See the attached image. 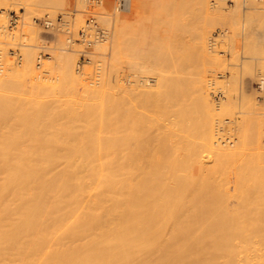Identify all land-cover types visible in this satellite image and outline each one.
<instances>
[{"label":"bare ground","instance_id":"1","mask_svg":"<svg viewBox=\"0 0 264 264\" xmlns=\"http://www.w3.org/2000/svg\"><path fill=\"white\" fill-rule=\"evenodd\" d=\"M64 1L19 0L17 4L24 11L23 18L29 21L32 17H41L46 12L54 13L55 10H60ZM76 1L75 3L78 5L83 2V0ZM208 1L194 0V7L196 5L198 11L197 16H195L196 11H193L194 17H199L200 20L196 23L198 26L194 24L198 31L192 33V40L190 39L191 36L188 42L183 39L188 47L190 46V49L193 44L189 45V40L192 42L194 39L196 40H194L192 50L189 49L190 52L193 51V55L194 49L196 50L195 55L197 52L206 55L207 45L205 42L207 41V25L209 24L203 23V21L206 19L210 21V13L207 9ZM106 2L94 6L91 11V15L98 24L97 17H100V13L96 11V8L101 6V10H99L106 13L105 9L109 7L104 6ZM156 7L147 5L146 0H129V6L125 12H132L130 15L133 18L131 19L127 14H121L122 12L118 14L119 16L115 21L117 35H114L119 41L117 40L118 42L115 44L117 48H114L111 53L112 64L120 62L122 57L134 58V67L136 66L137 70H141L140 73L142 71V73H146L151 71V68H154L153 71H155L157 66L162 63L160 56L163 52L165 53L161 44L163 30H161L162 27L159 28L161 21L159 22L158 19L159 30L156 28L155 18H158L156 14H160V8L157 7L158 10ZM77 10L69 9L68 13H74ZM83 10H85V5L81 11L78 10L85 17L86 14L83 13ZM62 15H64V20L68 21L67 18L71 14ZM150 15L153 16L151 22L148 20ZM21 18L18 15L16 27L21 23ZM34 19L49 20L52 25L56 24L59 27L58 30L55 31V25L53 30L46 35L52 36L53 32H61L65 35L64 42L68 46L78 44L82 47L81 50L77 51L78 55L83 50V44L74 42L77 33L75 35L72 32L70 22L67 29L72 40L69 43L67 42V35L56 21L57 18L53 20L46 16ZM193 21L196 22L195 18ZM33 23L40 29L38 24ZM25 25L27 24L25 23ZM99 26L101 25L99 24ZM101 28L103 27L101 26ZM104 30L106 36L101 42L91 45L87 64L92 62L91 58L95 54L93 49L110 39L111 31ZM159 38L161 46L157 47ZM169 38H165V41ZM159 47H162V54L159 52ZM45 49V45L40 46L38 53ZM10 50L18 51L17 56L13 58L20 63L22 58L19 50ZM47 54V57H40L39 60H37V54L36 65L33 56L28 54L29 56L27 55L21 68H17L12 62H8L6 65L10 67V71L8 68L0 70V92L2 91L0 94V99H2V102L0 100V120H14L15 122L19 116H22V113H29L28 108H26L29 103L32 105L36 103L34 105H38L37 108L40 107L37 112L40 110L41 118H45L42 117L47 115V113L44 114L46 111L43 110L45 104L42 106L44 102L39 98L42 92L56 93V95L60 94L61 96L62 92L68 94L74 91L73 95L81 99L86 94V99L82 100L91 101V105L95 106L92 107L94 109H91L96 111L94 113L97 115L103 114V117L104 114H110L113 117L116 114L117 122L110 118L116 123V125L114 124L115 127L113 125L115 131L113 129L110 131L109 126L107 128L115 135L113 136L114 139L110 140L111 142L109 140L108 143L102 141L105 138L101 135L105 131L101 133L96 126H93L92 122L96 124V119L92 117L93 119H84L86 123L81 119L82 122L84 121L83 127L86 128L84 129L87 132L83 130L84 134L79 139L81 140L80 145L91 147L89 142L91 141L93 146L99 147V149L91 147L92 150L89 149L88 152H85L88 149L85 151L76 149L73 153L60 150L61 153L58 149L56 151L42 150L43 152L31 150L33 152L23 153L21 151L0 150V264H264V186H259L261 183L254 182L253 185L247 183V185L239 187V183L231 184L226 180L225 185L222 183L223 180L220 182V177L217 179L218 174H216L218 170L224 167L220 165L222 168H218V163L205 166L201 157V153L208 150L209 153L216 155L217 162H222L225 161L223 159H226L228 154L226 144H213L215 139H213L214 123L212 116L215 110L206 90L204 73H202L203 75H200L201 72L194 73L196 77L195 79L191 77L193 79V81L191 79L192 84L190 83L192 86H188L189 84H186L188 81L185 79L187 75L185 77L182 69L183 73L181 74H184L181 76L182 80L179 77V72L171 70L174 75L171 74L173 77L170 76V78L179 84L174 88L167 85L166 91L163 88L165 96L162 97L166 98V102H164L165 99L162 102L160 100L159 103L161 104L154 106L153 103L156 104L158 101L153 99V96L157 97L156 91H160L162 88V85L157 84L170 81L167 79V77L169 78V67L178 68L177 66L174 67L176 62L174 63L173 60V63L171 62V55L167 61L165 58L166 62L163 60L164 65L167 63V69L164 68L165 70L162 71L156 69L160 73L158 71L152 84L147 85L148 78L140 76L138 78L139 84H133L134 87L130 86L124 91L120 86L123 92L118 93V96L115 94V97L114 93H111L112 91H103L105 90L102 88L103 86L100 87V82L94 79L96 76L100 77L99 75L103 71L102 63L85 68L83 66L87 64L81 65L77 71L81 72L82 68L84 69L78 76L73 71V61L64 60L55 63L47 60L44 62L45 58L50 57V54ZM191 54L190 56L183 55V61L184 63L187 62V67L188 64L190 66L194 62H198L197 55L194 58ZM199 57L201 58V56ZM37 64L39 65L37 66ZM43 65H45L43 73L47 75L45 79L39 76L40 71L37 72V69ZM193 71L195 70L193 69ZM161 73L164 76L167 75L164 77ZM52 74H55V79L51 78ZM189 77L187 79L190 80ZM64 83L70 85L64 86L62 85ZM256 84H258L259 91L264 90V74L259 75ZM154 85H156V90L150 91ZM114 87H118V85H114ZM108 88L111 89L109 86ZM7 92H16L17 95L12 97ZM46 92L45 95H48L49 93ZM24 95L34 96V98L29 99ZM148 100L151 103L152 100H155L151 107L152 105L153 108L158 107V110H160L161 105H165L159 113H154V118L152 117L150 120L146 118L147 122L140 117L142 115L140 112L146 111L147 107H144L145 109L140 112H137L136 109L138 105L149 102ZM62 101L64 100L62 99ZM58 102L56 103L60 108ZM133 102L137 108L134 107ZM148 104L150 105L147 103V106H149ZM46 105L47 107L52 106ZM47 107L45 106V108ZM131 107L136 108L132 115L131 109L133 108ZM223 107L225 108V105L217 106L218 112H222ZM189 108H193L192 113H190L192 109ZM54 109L47 108L49 111ZM186 109L189 110L190 117L189 114L186 115L188 113ZM58 110L60 112L61 109ZM51 111L52 116L54 113L52 114ZM148 111L154 110L151 108V111L147 109L146 112ZM73 113L70 112L69 115L73 116ZM194 113L198 114L200 119L199 126L196 124L199 132L195 126L197 121L194 118ZM137 114L140 115L139 118ZM156 114L158 115L156 116ZM193 114L194 116H192ZM146 115L143 116H149V114ZM51 116L49 115L47 118ZM70 117H66L67 121L74 122L77 120L74 117L69 119ZM131 121H133L131 125L136 123L133 128L130 125ZM193 122H195L196 132L200 134L199 137L195 134L196 132L193 133ZM91 125L96 128L99 134L93 132L95 129L90 127ZM99 125L102 126L103 124ZM105 125L102 128L107 126ZM71 127L72 125H69L63 128L64 130L62 129L63 132L65 131L64 133L61 131L62 134L67 132L65 135L60 133L62 137L60 135L54 137V133H51L49 137L45 136V139L44 136L41 137L42 139L38 138L41 140L38 143L41 142L45 145V141L47 144L48 141L52 143L55 140L54 143L57 141L59 146L67 145L71 143L73 137H78L73 135L75 133L71 132ZM104 130L106 129L104 128ZM69 131L72 133H69L72 137L70 135L68 137ZM105 136L107 135L105 134ZM99 137L102 138L100 141ZM144 137L148 139L138 143ZM134 139L138 142H135ZM101 141L103 143H100ZM85 142L86 144H84ZM78 143H71L69 146H77ZM4 144L6 143L3 142L1 145ZM78 147H80L79 144ZM155 163L158 165H154ZM230 173L232 172L230 171ZM228 184L230 187H227Z\"/></svg>","mask_w":264,"mask_h":264},{"label":"rangeland","instance_id":"2","mask_svg":"<svg viewBox=\"0 0 264 264\" xmlns=\"http://www.w3.org/2000/svg\"><path fill=\"white\" fill-rule=\"evenodd\" d=\"M75 1L76 0H65L63 5H62V8L60 10L57 9L58 11L55 10L56 12H54V13L51 11H49V13L46 12L41 17H32V19H30L28 21V20H25L23 18L24 16H22L24 11L21 8V6L17 4V2H19V0H3L0 3V26H1L0 27L1 28L0 29V70H3L4 68H8V70L10 71V67L8 65H6L8 62H12L13 65H15L17 68H21V65L24 64L25 58L27 57L28 54L33 56L34 64L36 65V56L39 52V47L45 45L46 49L43 52L49 53L50 57L45 58L46 60H44V62L47 60L53 61L55 63H59V62L64 61V60L73 61V71H74L75 75H78V76L83 72V69L85 67L95 66V65L97 66V65H100L102 63L103 64V67H102L103 71H101L102 74L100 73V75H99L100 77L96 76V77H94V79H96L95 81L100 82V85H101L100 87L103 86L102 88L105 89L103 91H106V92L112 91L111 93H114L113 94L114 96H115V94H117L116 96H118V93L123 92L126 88H129L130 86L134 87L135 84L136 85L139 84L138 78L140 76H142V77L145 76L148 78L149 82H146L147 85H149V83L152 84L153 78H155V76H157L158 71L159 70L162 71V70L167 69L166 68V67H168L166 65L167 63H165V65H166L165 66L164 61H165V58L167 61L168 57H170V55H171V57H172L171 62H172V60L174 63L176 62L174 67L177 66L178 68L169 67L170 70H168V72L170 71L171 73L167 72L168 76H169V78L167 77V79L168 80L170 79V81L169 82L167 81V83L164 81L166 85L164 84V82L161 84H157V85H162V88L160 91H156L157 97L153 96V99L158 101V103L156 102V104H155V103H153V101L155 102V100H152L153 105L158 106L159 104H161V103H159V101L161 100L160 102H162V101H164V99H165L164 102H166V98L162 97V96H165V92L163 91V88L165 90L167 85L171 88L178 86L179 83L177 84L176 81H173L171 79L173 77L172 75H174L172 73L173 70H176L177 72L180 73V76H179L180 79L182 78L181 77L182 75L184 76V74H185V77L187 75V77L185 79H186V81H188V83L186 82L187 85L189 84L188 86H192L191 85L192 84L191 82L193 81L192 78L195 79V77H196V75H194V73L198 74V72H201L200 75L202 73H204V75L203 74L202 75L204 76V81H205V84L207 87L206 90H207L209 99L211 100V103L213 105V109L215 110L213 112L214 115L212 116L213 123H214V125H213V127H214L213 139H215V140H213V144L214 143L215 144L220 143L221 145L226 144V148H228V150H227L228 154L226 153L227 154V155L225 154L226 157L224 156L226 159H223L225 161H222V162H217L218 159H216L217 158L216 155L209 153L208 150L203 151V153H201V157L203 159V162L205 163V166H212V165L218 163V165H219L218 168L224 167L223 169H221L222 171L224 170V172H222L221 170H218V173H216V174H218L217 179L220 177L219 178V179H221L220 182L223 180L222 183H224V184H225V180H226V182L231 183V184H235V183L238 184L239 183L238 184L239 187L245 186V184L247 185V183H248V185H251V184L253 185L254 182L255 183H261V185H259V186H264V184H262V183H264V90L259 91V89L255 86V84L258 82L259 75L264 74V42H263L264 41V2H259L257 0H209L208 1L209 4L207 6L208 7L207 9L209 10L208 12L210 13V16H209L210 19L208 17L207 18L210 21H208L207 19H206V21H203V23L205 22V23L209 24V25L206 24L208 26V27L206 26L207 27V34H206L207 41L205 42L206 43L205 45H207L206 50H205L206 55H202L200 52H197L196 55L198 57V62L197 63L194 62V64H190V66L188 64V67H189L188 68L187 62L184 63V61H183V59H184L183 55L185 54L186 56L187 55L190 56V54L192 53L191 56H193V57L196 56L195 55V52H196L195 49H194V51H195L194 55H193V51L190 52V50H192V47L195 43L194 42L195 39L193 40V42L191 40L193 39L192 38L193 34L198 31V30H196L197 27L195 29L194 24H196L198 21H200L198 19L199 17H194L193 11L194 12L196 11L195 16H197V12H198L196 9V5L194 7V0H146L147 5H151L154 8H155V6L160 8V10H159L156 7L159 10V13L161 14V16H160V14L159 15L156 14V16H158V18L156 17L155 21L157 23V26H156L157 29H158V24L160 25V23H158L157 19L159 20V22L161 21V26H159V28L162 27L161 30H163V35L162 34L161 35L164 39V40L161 39V44L163 45V48H164L163 50L165 51V53H164L163 50H161L162 47L158 48L159 52L161 54L163 52L162 55L159 53L161 55V56L159 55L161 62L163 63V64L162 63L159 64L161 66L158 65L159 68L157 66L156 69H159V70L155 69V71H153L154 68L153 69L151 68V71H147V72L145 71L147 73L146 74V73H142L143 71L140 73L141 70H139V69L137 70L136 66L134 67V65H133V63H134L133 59L134 58L130 59L127 57H122L120 60V62H122V63L120 65L118 64L120 62H118L117 64L111 63L112 50L114 48H117V46L115 47V44H116V42L119 41V39H117L116 36L114 35V34L117 35L115 21H116L117 17L119 16L118 14L121 12L114 11L112 3H110V2H106L104 5L105 7L109 6L108 7L109 10H108V8L105 9L106 13H103V10L100 11L101 6L96 8V11L98 13H100V17H97L99 24L104 29H106L107 31H111L110 39L106 43L100 44L93 49L95 54L91 58L92 62L90 64L83 66L84 68H82L81 72L77 71L76 66H77V61H78V56H79L77 51L81 50L82 47L78 44H73L72 46H68L64 42L65 35L61 32H53L52 36L43 34L41 32V30L33 22H31L34 18H43V17L48 16L49 18L55 20L59 14H71L70 16H68L67 20H68V22H70V27H71L72 32L76 35L77 31L83 25L85 17H84V15H82L79 12L84 7L83 2H81V4L78 5L75 3ZM80 1H82V0H79V2ZM76 2H78V0ZM69 9H71V10H75V9L77 10L78 9L79 11L77 10V12L68 13ZM156 10H155V12H156ZM9 11H14L15 13H17L18 15H20L22 17L21 21H20L21 23H19V25H18L19 28L17 26L14 30H11V31L6 29ZM121 14H123V15L127 14V16H130L131 19L133 18V16H131L132 12L130 13V12L124 11ZM115 16H116V18H115ZM159 16H160V18H159ZM211 16H212V18H211ZM152 18H153V16L150 15V17L148 19L149 22L153 21ZM194 18L196 21L195 23L193 21ZM223 18H224V21H223ZM231 18H232V20H231ZM201 20H203V19H201ZM207 21L210 23H208ZM28 22H30V23H28ZM25 23L27 25H25ZM156 23H155V25H156ZM165 23H166V25H165ZM174 23H175V25H174ZM21 24H23L24 26H22ZM25 26H27V27H25ZM196 26H198V25L196 24ZM28 28H29V30H28ZM168 28H170V29H168ZM161 30H160V32H161ZM182 32H183V34H182ZM260 33H261V35H260ZM190 36H191V38H190ZM160 38H161V36H160ZM160 38L157 41V47L159 45L161 46ZM165 38L166 39L169 38V40H166L167 41L166 42ZM189 38L191 40H189L188 44L189 45L193 44L191 46V49L189 48L190 46L188 47L185 40H183V39H186L188 42ZM163 41H164V43L166 42L165 43L166 46H168V45L169 46L166 47L165 44L162 43ZM168 41H169V43H168ZM170 46H171V48H170ZM187 48H188V50H187ZM10 49H18L19 50L20 56L22 58L20 63L16 62L14 60V58L8 54V51ZM186 51H187V54H186ZM189 52H190V54H188ZM166 53L168 54V56H166L167 55ZM199 56H201V58ZM202 56H203V58H202ZM194 58H196V57H194ZM200 60H201V62L199 63ZM104 63H105V65H104ZM185 64H186V66H185ZM44 66L45 65H43V67L41 66V68H43V69L39 68L41 70L36 68L37 72H39V71H40V73L42 72L41 74L39 73V76L42 79L47 78V75H45L43 73ZM110 67H111V69H110ZM160 67H162L163 69H161ZM181 69L183 70L184 74H181V73H183ZM193 69L195 71H193ZM179 70H181V71H179ZM176 71H174V73H176ZM188 71H190L192 73H190ZM159 73H160V71H159ZM161 74H163V73H161ZM188 74H190L189 75L190 77L188 76ZM191 75H193L194 77ZM163 76H164V74H163ZM170 76H171V78H170ZM55 77H56L55 74L51 75L52 79H55ZM188 77L190 78V80L187 79ZM158 78H159V76H158ZM164 79L166 80V78H163V80ZM191 79H192V81H191ZM135 80L137 81V83H134V82H136ZM97 82H95V83H97ZM112 82H113V84H112ZM67 84L70 85L69 83H67ZM67 84L64 83L62 85L65 86ZM114 85L115 86L118 85V87H114ZM108 86L111 87V89L108 88ZM120 86L122 87L121 89H123V91L120 89ZM123 86H125V87H123ZM155 86L156 85H154L153 87L149 86L150 88L152 87V90H150V91L154 92L156 90ZM149 87H148V90H149ZM159 87H161V86H159ZM153 88H154V90H153ZM158 88H157V90H159ZM108 89H110V90H108ZM45 92H42L41 93L42 95L40 94L41 97L39 96L41 101L44 102V103H42V106H44L43 104H45V106L47 107L46 104H49L52 106H48L47 108H50V109L53 108L54 109V106L56 105V108L61 109L60 112L58 109H57L58 110L57 111L56 108L52 111L50 110L52 114L54 113V115L51 116L50 111L47 110V108H45V106H44L43 110H44V112L46 111L44 114L47 113V115H43L42 117H45V118H41L40 110L37 112V110L40 109V107L37 108L38 105H34L36 103H34L33 105L31 103H29L28 104L29 106L27 105V107H26V108H28L29 113H27V114L22 113L21 114L22 116L21 117L19 116L18 120L16 119L17 121L16 120H15V122H14V120L5 121L6 119L4 121L0 120V141H1L0 142V150L3 149L4 151L5 150L19 151V152L21 151L23 153V152H29L31 150H37V152H39L40 150L41 151L42 150L43 151H45V150L46 151L47 150L48 151L49 150H51V151L55 150L56 151L58 149L59 152L65 150L64 152L68 151L70 153V151H71V153H73V151L74 150L76 151V149L77 150L82 149L84 151L86 149H88L85 152L90 151L89 149H91V147L92 148L94 147L95 149H99V147L93 146L91 141H89L91 143V147L86 146V145L81 146L82 144L80 145L81 140H79V139L81 138V135L84 134V131L87 132L85 130L86 128L83 127L85 125L84 121L86 119L89 120V118H92V117L93 118L95 117L94 119H96V124L94 122H92L94 125L92 123L91 124L93 126H96L97 130H100L99 132L102 133L103 131H105V132H103L104 135L103 134L101 135V137L103 136V138H105L102 141H107V143H108L110 140L114 139L113 136L115 134L113 135L112 132H110V131H112V129H113V131H115L114 130L115 128H113V125L114 124L116 125V123H114L113 120H111V119H115L117 122V118L115 116L116 114L113 115V117L110 116V114L109 115L104 114L103 117H105L106 119H104L102 117L103 114L97 115V113H94L96 111H92V109H94L92 107H95V106L91 105V103H90L91 101L82 100L84 98L86 99V97H87V96L85 97L86 94L83 95V98L81 99V98L73 95L74 91H71L68 94H64L62 92L61 96H60V94L59 95L58 94L56 95V93L50 94L49 92H46V93L47 94L49 93L50 95L49 94L45 95ZM7 93L9 96H12V97L17 95L16 92H7ZM43 93H44V95H43ZM159 93H163V94H159ZM0 94H2V91L0 92ZM24 96H26V95H24ZM26 97H28L29 99L34 98V96H31V97L26 96ZM157 98H159V99H157ZM57 99L59 102L60 101L61 102L59 103L57 101ZM62 99L64 101H62ZM70 99H71V101H70ZM151 99H149V100H151ZM0 100L2 102V99H0ZM56 102H58V104L60 105V108ZM92 102H95V101H92ZM164 102H163V104H164ZM54 103H56V104H54ZM63 103H64V105H63ZM68 103L71 105V107ZM74 103H76V104H74ZM133 103L135 104V102H133ZM147 103H150V105L148 104L149 106H147ZM147 103H142V104L138 105V108L136 107L137 106L136 104H135V106L133 105L137 109L131 107V108H133V109H131V115L134 114V112L136 110H138L137 112L142 111V109H145L144 107H147L145 109L146 111H147V109H150V111H151V108H152V110H154L152 112H149V111L146 112L143 110V112H140V113H142L141 116L139 114H137L138 118L140 116L141 119H143L145 121L147 120L146 118H148V120H150V118L155 117L154 113L155 112L159 113V111H161L162 107L165 105V104L161 105L160 110H158V107H156L157 109L153 108L154 107L153 105L151 107V104H152L151 101H149ZM67 104H68V106H67ZM62 105H63V107H62ZM142 105H144V106H142ZM224 105H225V108L223 107L222 112H220V111L218 112L217 106L219 107V106H224ZM125 107H128V106L125 105ZM191 107H192V105H191ZM63 108L64 109L67 108L68 110L67 109L64 110ZM140 108H141V110H140ZM70 109H71V111H70ZM72 109H73V111H72ZM134 109H136V110H134ZM189 109H192L190 111V113H192L193 108H189ZM62 110H64V111L61 112ZM95 110H97V109H95ZM188 111L189 110H187V112ZM48 112H49V115L51 116L50 118L49 117L47 118V116H49ZM70 112L71 113L74 112L75 115H74V113H73V116L71 114L69 115ZM81 112H83V113H81ZM87 113H88V115H87ZM63 114H64V116H63ZM67 114L69 117L71 116L69 119L74 117V119H77V120L76 121L74 120V122L73 121H71V122L67 121V118H68V116H66ZM80 114H81V116H80ZM90 114H92V115H90ZM148 114H149V116H148ZM187 114H189V112L186 113V115ZM194 114L192 116H194ZM111 115H112V113H111ZM123 115L125 116L126 114H123ZM143 115H146L148 117H145ZM150 115H151V117H150ZM157 115L158 114H156V116ZM188 116L190 117L191 114H189ZM188 116H187V118H188ZM101 117H102V120H100ZM130 118H131V116H130ZM132 118H135V117H132ZM138 118L136 117V119H138ZM194 118L196 119L197 122L195 121V119H193V121L196 122V123L195 122L192 123L193 128L192 127L191 128L193 130V133L196 132V129L194 128V123H195V126L197 127V132H199L198 126H199V120H200L198 118V114L197 115L195 114ZM81 119L82 120L85 119V120L82 122ZM161 119H164V118H161ZM148 120H147V122H148ZM90 121H95V120H90ZM97 121H99L100 123ZM186 121H187V119H186ZM186 121H184V122L186 123ZM149 122L151 123V121H149ZM85 123H86V121H85ZM132 123H133V121H131L130 125ZM99 124H101V125L106 124L107 126L105 125L106 127H104L106 130H104V128H102L103 125L100 126ZM69 125L70 126L72 125L71 132L75 133L73 135L74 136L76 135L75 137L78 136L77 138H74V137L73 138L75 139L74 140L75 142H77V143L79 142L78 144L80 147H78V144H76L77 146H69V144L75 143L73 141V138L71 140V143H68L67 145H64V146H59V144L57 145L58 142L56 141V143H54L55 140H53L52 143H50L51 141L50 142L48 141L47 144H46L47 141H45V145L41 144V142L38 143V141H41V140H38V138H41L44 136L43 138L45 139V136L49 137V135L51 133H54V137L59 136V135H60V137H62L61 131L63 132V130H64L63 128H65L66 126H69ZM87 125H89V124H87ZM92 125L90 127H93ZM115 125H114V127H115ZM108 126L111 128V129H109L110 131L107 130V128H109ZM134 126H136V123H135V125L134 124L131 125L132 128ZM73 127H75V128L73 129ZM59 129H61V130L59 131ZM94 129L95 130H93V132L95 131L97 134H99V132L96 130V128H94ZM197 132L195 134H197V137H199L200 134ZM69 133H70V131L68 132V137L70 134H72V133H70V134ZM65 134H62V135H65ZM105 134L107 136H105ZM109 135H111L110 136L111 138L110 137L108 138ZM51 136H50V138H51ZM70 136L72 137V135H70ZM23 137H25V138H23ZM101 139L102 138H100L99 141ZM145 139H148V138L144 137L139 142L135 139H134V141L140 143V142H142V140H145ZM228 139H230V140H228ZM68 140L70 141V139H68ZM94 141H96V139H94ZM102 141L100 143H103ZM225 141H228V142H225ZM3 142L6 144H4L2 146L1 144ZM8 142H10V143H8ZM86 142L84 144H86ZM223 142H225V143H223ZM54 144H56L57 146ZM141 144H144V143H141ZM60 145H62V144H60ZM169 145H170V143H169ZM104 147H107V146H104ZM213 147H214V145H213ZM101 148H103V147H101ZM168 149H169V146H168ZM111 150H113V149H111ZM200 150H201V148H200ZM31 152H33V151H31ZM156 164L157 163H155L154 165H156ZM220 165H222V167ZM230 171L232 173H230ZM242 175H243V177H242ZM226 176H228V177H226ZM227 187H230V185L228 184ZM36 221H37V219L35 220V222Z\"/></svg>","mask_w":264,"mask_h":264},{"label":"built area","instance_id":"3","mask_svg":"<svg viewBox=\"0 0 264 264\" xmlns=\"http://www.w3.org/2000/svg\"><path fill=\"white\" fill-rule=\"evenodd\" d=\"M112 3L114 11L124 12L129 6V0H83L85 5V10H83L84 14H86L83 25L77 31L76 38L74 42H80L84 45L83 50L79 52L77 68L83 64H87L89 62L88 54L93 43L101 42V40L106 36L105 30L99 26L96 22L95 18L91 15L92 9L94 6L104 4V2ZM259 2L264 0H257ZM56 21L60 24L62 30L67 35V42H71V36L68 34L69 22L64 20V15H58ZM33 22L39 25L41 32L45 34H49L56 24H51L49 20H37L34 19ZM18 24V14L9 11L8 12V20H7V29L10 31L16 27ZM58 26H55V31L58 30ZM8 54L12 57L17 56L18 51L9 50ZM48 54L46 52L38 53L37 60L43 57H47ZM17 59V58H16ZM38 62V61H37ZM39 64H37L38 66ZM261 78V77H260ZM257 87L258 84H255Z\"/></svg>","mask_w":264,"mask_h":264}]
</instances>
